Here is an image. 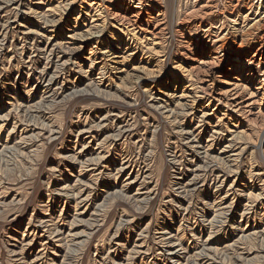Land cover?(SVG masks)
<instances>
[{"label": "rangeland", "instance_id": "rangeland-1", "mask_svg": "<svg viewBox=\"0 0 264 264\" xmlns=\"http://www.w3.org/2000/svg\"><path fill=\"white\" fill-rule=\"evenodd\" d=\"M0 264H264V0H0Z\"/></svg>", "mask_w": 264, "mask_h": 264}, {"label": "bare ground", "instance_id": "bare-ground-1", "mask_svg": "<svg viewBox=\"0 0 264 264\" xmlns=\"http://www.w3.org/2000/svg\"><path fill=\"white\" fill-rule=\"evenodd\" d=\"M211 2H213V1H211ZM210 3V2H209ZM206 4V3H205ZM211 6V5H210ZM205 7H207L206 5H205ZM212 7V6H211ZM202 8V7H201ZM203 9V8H202ZM205 9V8H204ZM209 10V9H208ZM196 11V10H195ZM226 11V10H225ZM203 13V12H202ZM202 13H201V15H202ZM192 15V14H191ZM207 15V14H206ZM189 16V15H188ZM204 16H205V14H204ZM134 18V17H133ZM215 38V37H214ZM223 37H217V40L218 41H220L221 39H222ZM230 72V71H229ZM208 94V93H207ZM233 98H234V96H233ZM218 101V100H217ZM223 101V100H222ZM221 101V102H222ZM216 102V101H215ZM220 102V101H219ZM237 102V101H236ZM230 105H231V103H230ZM233 106V105H232ZM244 108V107H243ZM237 109V108H236ZM240 110V109H239ZM239 113V112H238Z\"/></svg>", "mask_w": 264, "mask_h": 264}]
</instances>
